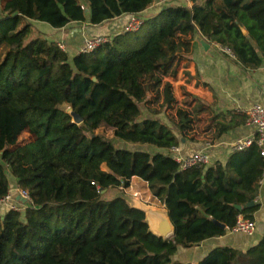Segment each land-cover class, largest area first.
<instances>
[{"label": "trees", "instance_id": "16d2710c", "mask_svg": "<svg viewBox=\"0 0 264 264\" xmlns=\"http://www.w3.org/2000/svg\"><path fill=\"white\" fill-rule=\"evenodd\" d=\"M153 1L3 3L0 198L14 178V186L28 191L30 203L0 217V264H264V233L245 250L214 246L196 263L173 261L179 247L225 234L238 214L253 219L264 164L259 147L253 143L232 150L225 164L216 160L182 169L168 150L186 139L197 117L183 107L175 110L176 122L163 121L153 108L142 114L150 87L161 82L173 56L182 53L177 35L201 34L229 48L245 65L263 62L264 21L251 11L264 0L164 4L155 13L139 15L137 30L120 31L89 53L69 54L56 41L31 37L28 19L58 28L84 21L88 14L91 24H101L144 12ZM173 99L166 83L160 110ZM72 112L80 123L72 121ZM101 126L125 146L96 132ZM229 127L216 128L214 138ZM25 129L35 137L19 143ZM132 176L146 182L166 208L174 227L171 237L153 234L144 212L124 198L103 197L111 188H127ZM252 201L241 210L233 206Z\"/></svg>", "mask_w": 264, "mask_h": 264}, {"label": "crops", "instance_id": "0c3cea01", "mask_svg": "<svg viewBox=\"0 0 264 264\" xmlns=\"http://www.w3.org/2000/svg\"><path fill=\"white\" fill-rule=\"evenodd\" d=\"M4 2L5 0H0V15ZM169 3L188 5L190 2L188 0H154L144 12L125 13L101 24H91L88 14L84 21H71L58 28L39 20L28 19V22L32 25L31 37L39 35L48 40L61 41L65 51L74 54L79 52L87 39L98 35L113 36L121 31L130 16L144 15L150 11L155 13L162 5ZM251 12L259 15L263 22L264 2L255 6ZM196 35H200L208 45H201L196 40ZM175 41L182 48L181 55L173 56L172 61L165 69L164 78L162 77L160 83L151 86L158 88L156 106L163 101L164 85L169 83L170 91L174 97L169 108L173 113L171 117L173 122L177 120L175 115L177 107L186 108L197 117L193 129L187 133L186 139L181 138L179 144L175 145L179 148V155L188 156L205 150L209 154L207 164L216 160L225 164L232 151L233 141L255 135V127L248 122L244 110L253 103L264 107V61L257 66L242 64L234 54H228L224 50L227 47L210 41L201 34H180L176 36ZM151 108L159 111L155 107ZM228 111H233V114L228 115L227 118L222 116L217 119L213 118L214 114L227 113ZM160 118L162 119V117ZM222 124L230 125V127L215 139V129ZM23 132L28 134L29 129H25ZM33 139L32 137L30 141ZM207 142L208 146L205 145ZM145 148L151 149V151H165L152 146ZM132 179H139L144 184L146 192L152 195L146 182L138 176H132L130 182ZM14 182V178H11L12 187H16ZM130 187L131 184L128 188ZM111 189L106 193H109ZM134 192L135 190L131 193L125 191L128 195ZM13 194L16 199V194ZM153 198L157 199L154 196ZM254 203L257 204V208L252 213L255 221V232L252 236L227 230L225 234L207 238L194 247H179L173 256V261L196 263L214 246H230L245 250L259 240L264 233V164L261 177L257 180ZM7 209L6 205H0V217H3Z\"/></svg>", "mask_w": 264, "mask_h": 264}, {"label": "built area", "instance_id": "2783aa9c", "mask_svg": "<svg viewBox=\"0 0 264 264\" xmlns=\"http://www.w3.org/2000/svg\"><path fill=\"white\" fill-rule=\"evenodd\" d=\"M142 24L141 18L138 16L132 15L127 20V22L123 26L124 31H134L137 30ZM110 40V37L104 35L93 36L85 41L83 46L79 49V52L89 53L95 50L97 47L102 45L103 43ZM58 47L62 50H65L64 44L59 41L57 42ZM224 50L228 54H233L229 48H224ZM65 109L69 112L70 108L68 106ZM244 114L249 123L254 125L255 127V135L248 136L245 138H240L232 142L231 149L232 150H242L249 145L255 143L259 147V153L263 157L264 162V107H262L258 103H253L248 108L244 110ZM206 146L209 143H205ZM172 153L174 159L177 163H179L180 168H188L192 166H201L206 165L209 162V154L207 151L202 150L198 151L192 155L181 156L178 151L179 148L175 145L171 146L168 150ZM91 184H94L92 181ZM120 189L122 187H119ZM16 194V199H14V194ZM135 195V194H134ZM23 199L24 201H22ZM30 203V195L28 191L22 187H12L10 186L9 190L5 195L0 198V205L4 204L8 207V209L12 210H23L27 204ZM230 232H239L248 236H252L255 232V221L251 218H247L242 214H238L236 217L235 224L228 229Z\"/></svg>", "mask_w": 264, "mask_h": 264}, {"label": "water", "instance_id": "95a60500", "mask_svg": "<svg viewBox=\"0 0 264 264\" xmlns=\"http://www.w3.org/2000/svg\"><path fill=\"white\" fill-rule=\"evenodd\" d=\"M242 32L246 34V30L244 28H242ZM196 40H198L203 46L208 45V43L200 35H196ZM71 116L73 122L75 123L81 122V118L79 117L78 114L72 112ZM117 190L118 193H115L113 196L108 197L107 199L120 196L124 198L129 205L144 212L145 220L148 224V228L156 236H159L163 239H167L173 235L174 227L169 219L168 212L164 206L158 207L156 205L146 204L136 195H128L121 189H117ZM21 200L24 201L23 199ZM251 205H253V201L248 202L245 205L233 204V206L237 210H241L242 208ZM216 223L219 226L224 227L223 223L221 222H216Z\"/></svg>", "mask_w": 264, "mask_h": 264}, {"label": "rangeland", "instance_id": "374dc122", "mask_svg": "<svg viewBox=\"0 0 264 264\" xmlns=\"http://www.w3.org/2000/svg\"><path fill=\"white\" fill-rule=\"evenodd\" d=\"M121 31H123V27L121 28ZM110 38H111V36H110ZM163 75H165V70H164V72L162 74V77L164 78ZM157 98H158V88H156V87H150L149 100H148V102H146L144 104V107L142 108V114H143V116L148 115L147 109H149L151 107H155L156 109H159V111L156 110V114L159 115V117H162V120L163 121L168 122L169 120H172L171 117L173 116V113L169 110V108L171 106L168 107V108H166V109H164V110H160L159 105L156 106L157 105ZM96 132L103 134L107 138H110L112 140V142L115 145H117V146H125V144H123L121 141H118L117 139H115V138L112 137V130L109 127H107V126H101V127L97 128L96 129ZM32 137L34 138L35 136H34L33 132H31L30 130H29V133L28 134L23 132L20 135V137L18 138V142L19 143H26V142L30 141ZM145 147L146 146H144L143 148H145ZM149 150L151 151V149H149ZM130 184H131V187L130 188H128V187L127 188H121V190H123L124 192L125 191L126 192H130V193L133 190H135L134 193L129 194V195H134L135 194L141 200H143V202L146 203V204L156 205L158 207H162L163 206V204L161 203L160 200L154 199L152 195H150V194H148L146 192V189H145L144 184L139 179H132L131 182H130ZM117 189H120V188H112L109 191V193H106L105 192L103 194V197L106 198V197L113 196L115 193H118L117 192L118 191Z\"/></svg>", "mask_w": 264, "mask_h": 264}]
</instances>
